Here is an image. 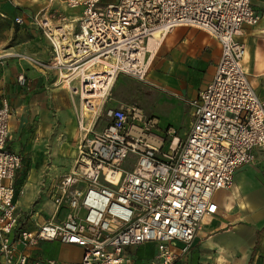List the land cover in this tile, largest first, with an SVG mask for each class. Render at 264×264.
Returning a JSON list of instances; mask_svg holds the SVG:
<instances>
[{"label": "built area", "instance_id": "built-area-1", "mask_svg": "<svg viewBox=\"0 0 264 264\" xmlns=\"http://www.w3.org/2000/svg\"><path fill=\"white\" fill-rule=\"evenodd\" d=\"M61 1L80 9L68 42L60 26L50 25L48 12L21 13L13 21L49 37L50 61L21 55L38 66L70 71L65 81L82 100L76 118L84 132L85 117L95 108L84 107L89 99L83 93L107 90L117 75L145 82L147 42L155 33L176 26L202 29L217 40L220 56L211 80L190 103V128L181 140L172 127L164 137L156 134V119L135 104L106 108L103 128L79 140L74 164L53 186L52 202L56 210L65 208L63 217L34 231L18 224L14 176L21 156L5 148L10 108L1 100L0 264H42L26 249L53 240L81 247L74 264H135L131 248L144 243L155 245L145 264H173L189 249L203 219L217 212L214 193L230 188L235 169L254 160V149L264 150V101L243 69L239 40L244 25L256 23L259 15L251 0ZM76 77L78 85L70 86ZM17 82L26 85L23 75ZM129 154L135 161L126 168Z\"/></svg>", "mask_w": 264, "mask_h": 264}, {"label": "crops", "instance_id": "crops-1", "mask_svg": "<svg viewBox=\"0 0 264 264\" xmlns=\"http://www.w3.org/2000/svg\"><path fill=\"white\" fill-rule=\"evenodd\" d=\"M50 2L0 0V34L5 35L0 40V101L6 100L10 108L5 148L21 156L14 176V200L19 227L30 231L49 219L63 217L65 208L56 210L52 202L53 186L69 170L79 140L101 130L92 128L93 123H87L86 118V132L80 130L77 100L66 81L57 78L54 70L21 55L43 63L54 56L39 29L13 21L21 13L45 15ZM251 5L259 19L244 25L239 36L245 48L242 65L264 101V0H251ZM73 19L71 22H76V17ZM67 25L73 28V24ZM157 41L152 49L147 42L149 67L139 102L142 106V100L149 98L156 106V112H147L142 106L145 117L156 119L154 131L164 137L165 129L172 127L177 137L183 138L190 128V103L211 80L220 45L206 31L189 26H176L157 36ZM18 75L25 77V86L17 82ZM161 117L165 118L163 129ZM253 153L251 163L235 169L231 187L226 192L216 191L220 193L214 199L217 212L203 219L189 249L173 264H264V150L254 149ZM47 242L59 244L62 264L81 259V247L57 240L41 241L26 251L46 264L41 256L48 251ZM174 245L181 246L178 242ZM131 252L135 264H145L155 245L144 243Z\"/></svg>", "mask_w": 264, "mask_h": 264}, {"label": "rangeland", "instance_id": "rangeland-1", "mask_svg": "<svg viewBox=\"0 0 264 264\" xmlns=\"http://www.w3.org/2000/svg\"><path fill=\"white\" fill-rule=\"evenodd\" d=\"M51 1L50 4L46 3V7L48 9V15L51 17L50 20V25L53 28H58L59 26L62 27L66 24H73V28H69L66 27L63 31L64 33L67 32L68 36H70V38L72 37V33L75 32L77 30V23L76 22H71V19L73 18H77L78 14L80 12L79 8L76 9H68L64 3L61 0H49ZM45 3V2H44ZM43 5V4H42ZM45 6V4H44ZM72 12L74 14H72ZM42 34V36H44L49 42L50 39L48 36H46L42 31H40ZM5 37V35L2 36V34H0V40L3 39ZM155 42L157 41V36L154 38ZM51 44V42H50ZM52 47V45H51ZM28 55V54H26ZM55 71L57 78H59L61 81H65L67 80L69 77H71L72 75H68V73H70V71H65V70H61V69H52ZM97 70V69H96ZM66 75V76H65ZM68 75V78H67ZM67 83V82H66ZM144 82H139L136 81L130 77L127 76H122V75H117L114 80L112 81V83L110 84V86L107 88V90L104 91L103 95L100 97H94L97 100V106L95 107V112H87L84 111V113H88L89 115L86 118V122H91L93 123V125L91 126L92 128H97L98 129H102L103 126L105 125L107 119L104 115V111L106 108L108 107H115V106H119V103H123L124 105H137L138 107H140L142 109V106L144 107V109L147 112H151L154 111L156 112V106L154 104H151V102L149 101V98H145L142 100V106L139 102L140 97L143 95V87ZM78 85V79L77 77L74 78L71 82H70V86H77ZM71 94L75 97V99L77 100V105H78V113L80 110V105L82 104V100L80 99V96L78 93H73L70 90ZM156 114V113H154ZM86 115V114H85ZM77 116V114H76ZM164 117H161L160 120L161 124L160 126H162L161 128H165L166 124L163 123L164 121ZM156 134H159L157 131H154ZM160 135V134H159ZM177 136V135H176ZM179 139L181 140L182 137H179ZM167 140V139H166ZM166 143H164V150H167V144L168 142L165 141ZM77 154V152H76ZM76 156L70 158L71 164L69 169L72 167V165L74 164V159ZM135 161V155L134 154H129L127 160L125 161V163L123 164L124 167L128 168L130 167ZM231 187V186H230ZM229 189V188H228ZM228 189H220L218 191L220 192H226ZM219 192H215L213 198L217 199L219 196ZM46 246L48 247V251L43 253V255L41 256V258L43 259V261L46 264H50L47 263V260H53V264H62V262L64 261L62 258V254H61V250L59 248V244L55 243V242H47Z\"/></svg>", "mask_w": 264, "mask_h": 264}, {"label": "bare ground", "instance_id": "bare-ground-1", "mask_svg": "<svg viewBox=\"0 0 264 264\" xmlns=\"http://www.w3.org/2000/svg\"><path fill=\"white\" fill-rule=\"evenodd\" d=\"M75 19H73L72 21H74ZM66 27H68V25L66 24V25H64V26H62L60 29H62V30H64ZM65 35H64V37H63V40H64V42H68V41H70V36H68V33L67 32H65L64 33ZM157 36V33H155L154 34V36L153 37H151L150 39H149V43H148V49H152V47L155 45V37ZM159 41V40H158ZM157 41V42H158ZM56 42L60 45L61 43H63V42H61L60 40H56ZM155 48V47H154ZM58 60H59V65H61V63H63L64 61H63V59H60V58H58ZM62 65H66V64H62ZM109 84H110V82H109ZM104 89H105V87H104ZM103 93H104V90H98V89H96L95 91H94V93H89V92H87V93H83V97H84V99H89L88 101H87V103H88V105H86L85 104V106L84 107H86V109L87 110H93L96 106H97V100L94 98V97H100V96H102L103 95ZM84 103H86V102H84Z\"/></svg>", "mask_w": 264, "mask_h": 264}]
</instances>
